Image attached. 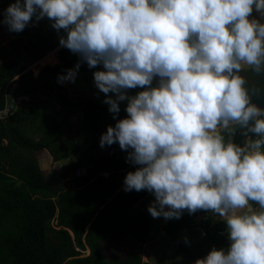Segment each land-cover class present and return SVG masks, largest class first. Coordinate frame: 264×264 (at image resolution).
I'll use <instances>...</instances> for the list:
<instances>
[{"label": "clouds", "instance_id": "clouds-1", "mask_svg": "<svg viewBox=\"0 0 264 264\" xmlns=\"http://www.w3.org/2000/svg\"><path fill=\"white\" fill-rule=\"evenodd\" d=\"M0 15L14 33L44 19L63 30L79 61L58 83L102 67L94 85L116 123L100 147L139 166L125 192L152 194L153 218L202 210L224 223L227 249L194 264H264V107L241 75L264 73V0H14Z\"/></svg>", "mask_w": 264, "mask_h": 264}, {"label": "trees", "instance_id": "trees-1", "mask_svg": "<svg viewBox=\"0 0 264 264\" xmlns=\"http://www.w3.org/2000/svg\"><path fill=\"white\" fill-rule=\"evenodd\" d=\"M48 31H55L50 21L44 30L30 24L20 33L12 32L15 38L0 49V110L6 107L4 88L16 77V96L29 98L0 120V264H149L143 261L139 244L152 242L159 232L174 238L176 255L192 264L196 257L189 243L194 235L201 237L203 248L196 252L205 253L215 245L227 249V234L221 235L224 228L214 224L212 213L201 210L189 215L185 211L180 219L162 224V217L153 218L147 210L152 194L123 190L126 174L139 166L126 162L127 153L118 144L115 149L113 145L100 147L101 134L116 123L103 103L104 94L94 85V71L103 69L98 66L86 74L98 96L84 103L71 99L57 82L58 75L79 61L68 49L61 48L59 63L44 67L35 78L23 50L40 60L60 46L63 30L56 39ZM86 68L82 63L79 70ZM241 75L253 91L256 85L253 103L264 106V73ZM141 90H129V95ZM126 105L127 101L121 102L117 119L127 116ZM75 113L83 116L77 128L70 120ZM233 140L243 142L239 130ZM44 150L55 162L69 161L58 175H46L41 169L36 153ZM80 168H86L87 174L77 177ZM201 214H206L205 221L196 229L194 221ZM184 231L188 235H182ZM129 238L138 242L135 251L125 258L105 257V244ZM88 248L90 254L85 256Z\"/></svg>", "mask_w": 264, "mask_h": 264}, {"label": "rangeland", "instance_id": "rangeland-1", "mask_svg": "<svg viewBox=\"0 0 264 264\" xmlns=\"http://www.w3.org/2000/svg\"><path fill=\"white\" fill-rule=\"evenodd\" d=\"M0 5L4 6L5 0H0ZM1 12H3V10L0 9V13ZM9 33H10L9 31L5 32V34L1 33L0 40L2 39V37L7 38ZM4 41L5 40L0 41V46L3 45ZM36 72H38V70H36ZM80 74L84 75L85 73L80 72ZM86 96H89V93H87ZM92 96H94V91L92 92ZM74 124L77 126L78 123L75 122ZM112 148L115 149L116 144H113ZM37 156L39 159V165L46 175H51V174L58 175L61 172V170L66 166V164H68L69 162V161L55 162L51 157H49V154L45 151L38 152ZM152 202L153 201H151V203ZM205 216L206 214H201L195 219L194 227H196V229L201 228V223L204 222ZM162 222L166 223L167 220H165L162 217ZM182 235H188V233L184 231ZM221 235H225L224 232H221ZM196 236L197 235H194L193 237ZM193 237L191 238L190 242L194 239ZM175 244L176 241L174 238L167 237L164 232L157 233L152 242L141 245L139 244L143 252V261L145 263L149 262V264H192V261L189 262V259H187L186 257H183L182 255H176L174 249ZM190 246L191 248L189 250L190 251L192 250L191 253L195 255L196 260L205 257L209 253L210 248H213V247L210 248L208 247L205 253H201V252H196L198 250L201 251L203 249L202 247L199 246V241H195V243L190 244L189 247ZM137 247H138V242H136L134 239L129 238L127 240H118L105 244L104 254L105 257L109 260L118 257L125 258L130 252L135 251ZM214 247L219 249L218 245H215ZM170 257L172 258V260Z\"/></svg>", "mask_w": 264, "mask_h": 264}, {"label": "crops", "instance_id": "crops-1", "mask_svg": "<svg viewBox=\"0 0 264 264\" xmlns=\"http://www.w3.org/2000/svg\"><path fill=\"white\" fill-rule=\"evenodd\" d=\"M12 2H14V0H5V5L4 6L3 5H0V9L1 10L6 9L9 6V4L12 3ZM254 15L258 16V14H256V13H254ZM1 18H3L2 15H0V19ZM46 22H49V21L45 19L44 21L38 22L34 26L37 25V26H39L40 29L44 30V25H45ZM8 31L9 30H8V28L6 26H1L0 25V35H1V33H4L5 34V32H8ZM47 35L49 37H51L52 39H56L57 36L59 35V33L55 32V31H48ZM9 38H11V39H9ZM14 38H15V36L13 35L12 32L9 33V35H8L7 38L2 37V39L0 41H2V40H5V41H4L3 45L0 46V49L2 47H4V46H8V44L10 43V41L12 39H14ZM61 48L62 47L58 46L54 50H52L51 52H48L42 59L36 60L38 62V64H40L41 69H43L46 66H55V65H57L59 63L58 52H59V50ZM24 51L26 52V50H23V54H24ZM33 66L34 65H31L30 64L29 69L33 71L35 78H37L40 71L36 72V70L33 69L34 68ZM80 72H84L85 74L84 75H81ZM88 73H92L90 71V68H89V70H88V68H86V69H80L78 71V74L76 76V79H75V82L74 83H72V82H64V83H62L63 86L65 87V91L67 92V94L70 96L71 99L75 100V97H76L77 99L79 98V100H75V101H80V99H83V100H86L85 102H87L88 100L93 99V96H92V92L93 91H94V95L96 94L98 96V94L95 92V88L92 86V84H88V82H87V79H86L85 76ZM17 79H18V77L14 78L12 80L13 81V85L15 86V88L17 87ZM87 93H89V96H86ZM20 98H21V100H23V99L28 100L29 99L28 97H20ZM42 98L43 99H46L47 96H42ZM80 102H82V101H80ZM57 109H60V107L57 106ZM70 120H71V122L73 124L75 122L78 123L77 126L74 124V126L77 128L78 126L80 127L81 124L83 123V116L80 113H75V114H72L70 116ZM44 151L47 152L49 154V157H51L53 159V157L51 156V154H50L49 151H47V150H44ZM36 156H37V153H36ZM37 158H38V156H37ZM63 161H67V160H63ZM60 162H62V161H60ZM68 180H69V178L66 179L65 181H68ZM154 199H155V197L152 196L150 198L149 204L151 203V201H154ZM212 215L215 218V223L214 224H216V225L221 224L222 228H224L222 231L224 232L225 231V225H224V223L219 219L218 216H216L214 214H212ZM163 224H165V223H163ZM198 225H199V223H198ZM193 238L195 240L193 239L191 241L192 243L190 242V244H193V243H195V241H199L201 239V237L199 238L197 236L196 237H193ZM190 248H191V246L189 247V249ZM211 249L212 248H210V250ZM86 254L87 255H85V256H88L90 254V249L89 248L87 249ZM171 260H172V258H171ZM147 263H149V262H147Z\"/></svg>", "mask_w": 264, "mask_h": 264}, {"label": "built area", "instance_id": "built-area-1", "mask_svg": "<svg viewBox=\"0 0 264 264\" xmlns=\"http://www.w3.org/2000/svg\"><path fill=\"white\" fill-rule=\"evenodd\" d=\"M4 95L6 107L3 110H0V120H4L5 118L11 116L14 112H16L21 102V98L16 96L15 94V86L13 85V81H10L5 86ZM76 100H79V98H76ZM80 101L85 102L86 100L80 99ZM75 174L77 177L85 176L87 174V169L80 168L75 172ZM224 234H226V231H224Z\"/></svg>", "mask_w": 264, "mask_h": 264}, {"label": "water", "instance_id": "water-1", "mask_svg": "<svg viewBox=\"0 0 264 264\" xmlns=\"http://www.w3.org/2000/svg\"><path fill=\"white\" fill-rule=\"evenodd\" d=\"M24 54H25V57L28 59V61L30 62L31 65H34L33 69L34 70H38L40 71L41 70V66L40 64H38V62L36 61V59H34L31 55H29L27 52L24 51ZM247 77H249L251 79V77L249 75H246ZM252 80V79H251ZM254 83V82H253ZM255 89H256V85L254 83V91L252 93V103H253V98H254V92H255ZM259 106V105H257ZM259 107H264L262 105H260Z\"/></svg>", "mask_w": 264, "mask_h": 264}]
</instances>
